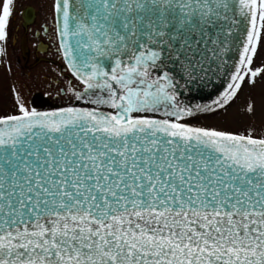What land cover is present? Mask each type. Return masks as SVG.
Masks as SVG:
<instances>
[{
  "label": "snow or ice",
  "instance_id": "1",
  "mask_svg": "<svg viewBox=\"0 0 264 264\" xmlns=\"http://www.w3.org/2000/svg\"><path fill=\"white\" fill-rule=\"evenodd\" d=\"M53 9L76 83L66 106L17 97L18 111L0 115V264H264V132L192 122L264 77V0ZM13 10L0 0V55ZM213 64L222 90L184 103L170 66L186 85Z\"/></svg>",
  "mask_w": 264,
  "mask_h": 264
},
{
  "label": "flooded vegetation",
  "instance_id": "2",
  "mask_svg": "<svg viewBox=\"0 0 264 264\" xmlns=\"http://www.w3.org/2000/svg\"><path fill=\"white\" fill-rule=\"evenodd\" d=\"M53 4L54 0H14L5 54L0 55L8 72L12 73V64L20 65L23 77L34 80L32 86L37 84L39 78L48 81L43 97L33 95L37 99L33 103L35 109L65 106L53 101L68 98L66 91L69 82L76 83L64 68L62 56L58 52ZM257 56H261V53ZM62 80L66 81L59 87ZM23 88L30 95L26 85Z\"/></svg>",
  "mask_w": 264,
  "mask_h": 264
},
{
  "label": "rangeland",
  "instance_id": "3",
  "mask_svg": "<svg viewBox=\"0 0 264 264\" xmlns=\"http://www.w3.org/2000/svg\"><path fill=\"white\" fill-rule=\"evenodd\" d=\"M261 48L262 50H259L261 56L254 58V66L264 65V45ZM6 69L3 60L0 58V115L13 114L18 111L17 97H19L20 102L26 108L32 109L33 103L37 101L36 98H33V95L36 94L43 97L45 95V85L48 81L39 78L37 79V84L35 83L32 86L34 80L31 77H23V69H21L20 65L12 64V73ZM64 81L66 80H62L59 87L63 85ZM23 85H26V90H29L30 95L26 93ZM59 100L52 101L58 105L65 106L69 103L68 98ZM73 103L75 102L73 101ZM249 103H253L256 108L255 114L252 116L247 113V105ZM39 109L43 110L48 108L42 109L40 107ZM192 122L202 126L218 127L232 132L243 131L248 126L254 127L256 132H264V77L257 78L253 85L245 84L235 102L227 111L221 110L215 115L201 114L195 117Z\"/></svg>",
  "mask_w": 264,
  "mask_h": 264
},
{
  "label": "water",
  "instance_id": "4",
  "mask_svg": "<svg viewBox=\"0 0 264 264\" xmlns=\"http://www.w3.org/2000/svg\"><path fill=\"white\" fill-rule=\"evenodd\" d=\"M56 20L58 21L57 15ZM169 70L176 74V78L179 79L181 85H183L181 88V100L193 107L197 104H210L224 86V76L216 70L215 64L212 65V69L208 74L203 76V79L190 82L186 85L184 83L183 71L181 68L178 66H170Z\"/></svg>",
  "mask_w": 264,
  "mask_h": 264
}]
</instances>
